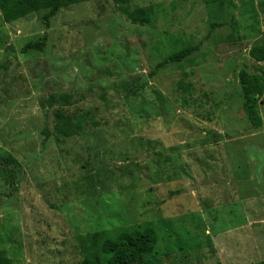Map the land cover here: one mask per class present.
Returning <instances> with one entry per match:
<instances>
[{"label":"rangeland","instance_id":"obj_1","mask_svg":"<svg viewBox=\"0 0 264 264\" xmlns=\"http://www.w3.org/2000/svg\"><path fill=\"white\" fill-rule=\"evenodd\" d=\"M127 1L131 10L154 5L153 23L132 24L119 0L62 9L49 29L44 11L10 24L0 12V253L17 264L79 261L105 238L148 226L163 264H262L264 60L250 53L264 44V0ZM45 34L43 50H25ZM183 46L198 50L148 77ZM244 70L263 85L250 105L260 127L243 110L256 82L244 84ZM184 75L193 100L210 98L198 115L180 105ZM58 112L87 117L60 146ZM154 151L163 181L132 188L127 178L157 167ZM59 243L62 257L52 254Z\"/></svg>","mask_w":264,"mask_h":264},{"label":"trees","instance_id":"obj_2","mask_svg":"<svg viewBox=\"0 0 264 264\" xmlns=\"http://www.w3.org/2000/svg\"><path fill=\"white\" fill-rule=\"evenodd\" d=\"M90 0H0V12L2 13L3 20L5 23H13L22 20L23 18L44 11V15L42 18L43 24L46 29L50 28L51 20L56 17L62 9L69 8L71 6L87 2ZM221 3H226L228 0H217ZM121 3L119 8L126 15L128 20L134 25L147 26L153 23V20L156 15V9L154 5H150L144 8L138 9H130L127 0H119ZM47 41V35L45 34L41 39L37 41H32L26 44L25 50H43ZM198 47H188L183 46L181 48H177L172 50L167 56L158 61L154 67V69L149 73V78L156 77L163 69L171 65H182L186 60H188L196 51ZM251 56H253L258 61L264 60V44L253 47L251 49ZM247 71L241 72V79L244 80V84H248L249 80L256 81L250 87H247L245 91V103L243 104V110L247 115H251L256 119L254 120L256 125L261 126L260 118L255 115V111L250 110V105L255 101L257 103V95L262 93L263 85L260 84L259 78L254 77L250 78L248 76ZM250 75V74H249ZM253 76V75H252ZM189 75H184L177 82V91L180 93L181 97L179 99L180 105L182 108L187 110H193L197 115L198 106L204 107L205 105H209L210 98L207 93L203 94L202 101L193 100V96L195 94L194 85L189 82ZM146 82V79H145ZM147 86L146 83H141L136 87H132L128 90V96H135L141 93V90H144ZM63 101V106L69 104V97L67 95H62L60 97ZM55 97L50 96V103L55 102ZM255 108V107H254ZM253 108V109H254ZM87 123V117H82L80 119H75L70 115H66L64 113L58 112L55 115V138L56 143L60 146L63 140L69 139L74 136H80L81 131L84 130L85 124ZM46 136H50V132H45ZM170 150V149H167ZM156 157L153 162L157 164V167L151 166L149 162L146 165V171L148 172L145 177H129L125 178L127 184H130L132 188L137 187L136 185L141 184L142 187L144 183H152L158 184L162 179V172L158 168L160 167V162L162 161V153L160 151H154L151 153ZM158 157V158H157ZM171 158H166L165 162L170 161ZM155 164V165H156ZM166 163L164 164L162 170H165ZM84 167V166H83ZM140 168V166H139ZM95 167L90 173V179L87 182V186L93 190H97V185L100 182L101 175L96 172ZM141 169V168H140ZM154 169L157 172L153 173ZM21 171V170H20ZM132 173H129L131 175ZM108 179V178H107ZM118 180H121L118 178ZM20 181V179L18 180ZM86 194V191H85ZM148 230V233L142 234V230ZM150 228L148 226L131 228L130 231H119L117 233V237L115 239H110L109 237L105 241H107V246L101 250H97L95 252H87L82 256V259L79 261L73 260L67 261L63 259V261H59L55 264H163L160 255L162 253L158 252L155 249V245H153L154 238L150 235ZM133 236V237H132ZM152 241L151 243H149ZM64 244L59 243V248L54 250L52 254L56 257L63 256V250L60 249ZM186 245L184 248L188 247ZM194 245H192L193 247ZM179 250H182L183 245L179 247ZM57 253V255H56ZM165 255H168L167 253ZM183 261H187L188 257L182 256ZM186 263V262H183ZM0 264H17V261L11 258H8L0 253ZM264 264V261L262 262Z\"/></svg>","mask_w":264,"mask_h":264}]
</instances>
